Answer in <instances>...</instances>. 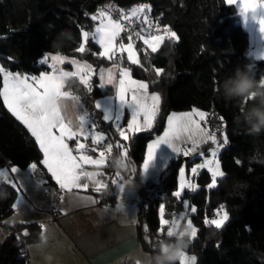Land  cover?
<instances>
[{
	"label": "trees",
	"instance_id": "16d2710c",
	"mask_svg": "<svg viewBox=\"0 0 264 264\" xmlns=\"http://www.w3.org/2000/svg\"><path fill=\"white\" fill-rule=\"evenodd\" d=\"M107 2L122 7L148 4L150 15L179 37L178 41L166 38L158 51L152 53L133 33L140 65H132L125 56L120 58V64L129 67L134 76L149 83L160 79L155 87L150 86L162 97L153 129L132 134L125 142L136 169L133 184L141 195L136 227L142 248L153 253L159 239H172L157 235L159 204L164 203L167 211L174 206L177 210L182 198H187L196 208L190 217L198 234L189 249L197 257L196 264H264V133L251 135L246 125L236 119L240 113L238 104L226 101L220 90L216 91L217 84L231 76L238 67L252 69L250 74L257 87L264 78V60L248 53V32L240 23L235 6L223 4L222 0H0V65L13 72L39 74L48 68L38 64L46 52L79 56L94 66L109 65L116 58L100 57L99 47L91 40L85 53L75 51L82 41L81 28L94 31L97 21H92L91 16ZM63 29H69L74 39L59 48L54 47L53 41ZM122 38L126 40L125 35ZM123 39L120 38V42ZM157 68L164 69L159 77L155 73ZM2 81L0 73V88ZM97 82V76L93 75L90 82L92 92L76 77L67 78L64 85L65 89L83 99L99 128L111 134L112 143H121L112 124L101 118L94 105L96 97L112 92L113 88L101 89ZM193 106L208 111L210 126L213 118L217 119L229 138L228 145L218 152L221 171L225 175L217 177L216 187L209 189L211 173L202 169L196 177L197 188L185 189L178 199L172 196V192L177 186L182 159L179 157L169 162L158 183H151L154 188L147 191L136 181L147 142L163 130L166 117L172 110ZM221 116L223 121L219 119ZM41 159L42 153L35 138L11 114L0 97V168L7 163L23 168ZM37 175H42L46 185L55 190L53 180L42 165L38 164ZM0 191L8 193L7 198H0V223H3L13 213L17 192L7 182L0 183ZM220 205H224L229 213V220L221 229L206 226L204 219H215ZM142 223L148 226L147 232L142 229ZM39 225L37 221L29 224L14 221L9 225V233L0 242V264H29L27 245L38 240ZM25 228L29 232L26 237L20 235ZM125 264H131V260Z\"/></svg>",
	"mask_w": 264,
	"mask_h": 264
},
{
	"label": "snow or ice",
	"instance_id": "6c2138e0",
	"mask_svg": "<svg viewBox=\"0 0 264 264\" xmlns=\"http://www.w3.org/2000/svg\"><path fill=\"white\" fill-rule=\"evenodd\" d=\"M223 4L228 6H235L238 8L239 13L247 18L249 12L255 14L259 11L261 16L259 18L260 31L264 32V0H222ZM110 7V6H106ZM151 8L148 4L139 3L135 7H131L130 10L125 13L123 9H120V15L118 18H113L108 11L99 10L98 14L91 16L92 21L99 20V24L95 27L94 31L90 32L81 28L82 42L75 48L76 52L85 53L86 45L90 40L99 46V56L112 60L117 57V53H127V60L132 65H140L137 52L134 50V43L132 34H127L126 39L129 43L125 44L120 42L117 45L118 38H122V33H126L127 29L122 21H128L129 25L132 24L133 18L136 22L145 24L147 29L141 28L140 31L135 32L137 39L142 40L144 45L151 49L152 53H156L159 47L165 42L167 38L169 41L179 40L177 33L172 31L170 27L164 26L163 34L152 35L151 27L152 21L149 19L148 13ZM141 14L143 19L141 20ZM87 15V13H85ZM157 30L159 31L160 25L157 20ZM147 33L142 35V33ZM72 39H74L72 37ZM87 51H91L90 48ZM258 59L264 60V53H262ZM49 60L51 63H49ZM68 58L61 55L59 52L56 54L44 53L43 57L38 60V64L41 66H47L51 71H40L38 75H21L20 73H12L6 71L5 68L0 67V73H3V89L0 90V96L3 97V102L7 106V109L11 114L31 133V136L35 138V142L39 146V151L42 153V159L37 162H32L28 166V172L25 175H21V169L18 166H12L10 168L12 177H9V169H0V183L7 182L11 184V187L18 193L16 201L12 207L16 209L19 205L26 203L25 196L27 195V189L29 186L33 188H40L47 184V181L42 178V175H37L38 164L42 165L47 170L51 178L59 186L61 190L72 192L73 189L87 190L89 182L93 184L95 192H101L102 189H106L108 185L100 180H97L98 175L102 173L85 171V165H92L96 167L109 166L107 156L113 153L114 147L117 149H123L122 154L126 159L129 157L128 149L120 143L113 145L110 141V133H104L103 131H96L99 127L93 120L91 123L86 119L87 112L81 107V98L76 95H72L70 92L65 91V85L63 83L64 78L67 77H79L80 83L85 85L89 92L93 91L91 84L89 83L92 73V67L88 63L81 64L76 59L68 61L74 66V72H66L61 70L58 74L56 72V66L58 64H64ZM119 68V65H115ZM252 69L250 68L249 71ZM164 72V69H155L156 76H160ZM119 81L116 85V97L119 100L121 107L127 105L131 109V119L127 121L126 129L121 125V116L118 115L115 118V128L119 132V136L124 140L130 139L129 134H139L149 132L153 129L154 122L157 120V114L160 111L162 97L157 92L149 93L150 84L145 80L133 79L132 73L129 68H119ZM226 79V78H225ZM100 80L103 82L99 86L104 87V84L112 85L115 81V77L112 70L107 72V78L103 72L101 73ZM215 82V81H214ZM217 84L216 91H219V85ZM158 81L153 82L151 85L155 87ZM260 87H264V78L259 81ZM130 94V99H129ZM50 95H56L66 101L65 112L60 114L58 119H50L46 111V100ZM68 101H71L69 105ZM252 103V99H246L245 105ZM98 108L99 105L97 104ZM55 111V110H54ZM241 111V109H240ZM209 113L199 110L193 107L191 111L182 113H171L167 116V127L162 135H158L150 143L147 144L146 155L140 166V176L143 177L151 166L155 153L161 144L168 145L172 152L175 154V160L179 156L191 157L193 160L206 155L204 151L200 150L202 143L211 141L213 145H216L215 149L211 150V159H206L203 163L196 164L191 168L193 176L199 174L200 169H207L211 173V183L207 186L209 189L216 187L217 177H223L224 172L220 170L219 161L216 159L217 151L219 148L228 145L229 138L227 135L223 138V144L217 141L215 133H209L205 128L201 127V122H206V118ZM198 117V119H196ZM111 118L107 115L104 116V121H109ZM221 121L224 117L219 118ZM92 129L89 131L88 128ZM77 137H82L87 141L91 139V144L99 146L88 148L85 143H82ZM108 142L105 146V141ZM75 140V147H70L68 141ZM191 142L190 148H182V143ZM88 151L99 153L98 158L93 159L92 156L87 155ZM76 153L74 155L73 153ZM240 163V161H237ZM186 164V162H185ZM133 173L136 169L133 168ZM179 186L178 190L172 192V196L180 198L182 192L186 188H195V185L185 180V165H182L179 170ZM116 177L120 180L123 178L119 173H116ZM84 180V183L81 181ZM111 183L116 185L120 194H124L125 183L118 182L117 179H112ZM130 190V189H128ZM45 192L48 190L45 188ZM63 200V196L60 197ZM82 200L89 201L91 203H97L92 197H80ZM184 207H188V202L183 201ZM124 209V205L117 204L116 210L121 211ZM224 205H220V211L218 219L208 218L204 219V224L214 225L216 229H221L225 222L229 220V213L223 211ZM191 212L195 213V206L191 207ZM172 217L171 224L179 223L185 213H169ZM21 223L29 224L31 221L22 220ZM169 219L165 218V205H159V228L157 235L165 238L172 237V231L169 227ZM187 225L191 229V238H196L198 234V228L193 226L191 219L187 220ZM167 226V228H166ZM41 232H45V225L41 223L39 225ZM145 231H148V226H145ZM28 236L29 232L27 228L20 234ZM19 239V235L17 237ZM145 239H148L147 237ZM151 243V241H149ZM219 245H217L218 247ZM187 247V245H185ZM197 257L194 255L190 258L186 255H182L180 264H196Z\"/></svg>",
	"mask_w": 264,
	"mask_h": 264
},
{
	"label": "crops",
	"instance_id": "0c3cea01",
	"mask_svg": "<svg viewBox=\"0 0 264 264\" xmlns=\"http://www.w3.org/2000/svg\"><path fill=\"white\" fill-rule=\"evenodd\" d=\"M236 9L239 12L238 8ZM94 14L95 13H93L92 15ZM240 15L241 14H239V16ZM98 24H99V20H97L95 27ZM119 39L120 38H118L117 40V45H119L120 43ZM123 43L127 44L129 43V41H125ZM249 48H248V53H249ZM134 50L137 52L135 46H134ZM99 51H101V49H99ZM46 53L56 54L57 52H46ZM60 54L66 56L68 60L64 64H58L56 66L57 74L61 70L66 72H74L75 71L74 66L71 65L68 61L72 59H76L81 64L88 63L91 65L92 67L91 78L93 75H96L98 80L97 84L99 86L101 83H103L100 80L101 73L103 72L106 79L108 70L109 69L112 70V73L115 77L114 83L112 85H108L105 83L104 87H100V86L99 87L101 89H104L107 86H111L113 88V91L96 97L94 99V105L95 107L97 104L99 105V107L98 108L96 107V109L100 111V115L103 120L105 115L111 118L109 121L106 122L111 123L115 130H116L114 125L115 118L116 116L120 115L121 116L120 123L126 129L127 121L131 119V109L128 108L127 105L121 107V104L116 97V85L120 78L119 68H129V67L120 64L121 61L120 59H116L114 62L110 63L109 65L94 66L92 62H90L85 58L79 56L67 55L63 53ZM137 55L139 58L138 52ZM122 56H125L127 58V53L126 52L123 53ZM49 63H51L50 60ZM115 65H119V68L115 67ZM0 67L2 66L0 65ZM42 71L50 72L51 69L47 68ZM10 72L19 73L13 71ZM20 74L29 75L24 73H20ZM132 77L133 79L145 80L146 82L149 83V81H147L146 79L136 77L133 74ZM67 78L63 80V83H65V80ZM76 78L80 81L79 77ZM91 78L89 83L91 82ZM2 89H3V81L0 90ZM64 90L70 92L72 95L79 96L78 94L70 90H67L65 88ZM153 91L159 93L158 90L150 87L149 93L151 94V92ZM0 97L3 101V97L2 96ZM129 99H130V94H129ZM68 103L69 105H71L72 102L68 101ZM81 107L87 112L86 119L88 120L89 123H91L94 120L93 115L82 98H81ZM88 130L92 131L90 126ZM96 131H103L104 133L107 134L105 130L99 127L96 129ZM116 132L119 135V132L117 130ZM159 134H161V132L156 135ZM76 139H79L82 143H85L88 148L97 147L96 145L91 144L90 138L87 141L83 140L82 137H77ZM120 139L122 140L120 144H123L125 146L126 141H124L121 137ZM151 140L152 138L147 142V144ZM68 143L70 147H75V140L68 141ZM122 150L123 149H120V152ZM146 151H147V145H146L144 157L146 155ZM73 154L76 155L75 152ZM86 154L92 156L93 159L98 158L99 155L98 151L97 152L88 151ZM128 160L132 162L130 156L128 157ZM163 161L164 159L162 160L155 159L153 160L149 168L156 169L157 171L162 170L164 163ZM29 165L30 163L23 168L19 167L22 170L21 175L27 174ZM12 166H16V165L7 163L4 166H2L0 169L8 168L9 177H12L14 175L11 174L10 172V168ZM109 168L110 166H100V167H96L92 165L84 166L85 171H92L102 174L107 172ZM116 173L117 172L114 171L115 179H117L118 182L125 183L127 180L130 179L127 177V175L121 173L120 176L123 179L120 180L119 177H116ZM139 175H140V170H139ZM139 175L138 178L140 177ZM96 179L105 183L102 180V175H98ZM53 182L55 184V190H53L46 184L40 188H33L32 186H29V188L27 189V195L25 196L26 203L23 205H19L16 209L13 210V213L11 215H9L4 219L2 223L3 230L0 231V242L9 233L10 231L9 225H11L14 221L28 220V221H37L40 224L43 223L45 225V229H46L45 233L49 236V242H48V247L44 251L47 253H51L52 256L54 257L51 264H117L118 261L122 262V264H125L127 261L131 260L132 254H135L137 252H147L142 248L140 239L137 235V227H136L137 210H138V203L141 200V195L135 187L134 189L137 190L139 195L135 191H133V189L126 183H125L126 191L124 194H120L119 189L116 187V185H114V195L111 198H109L107 201H101L100 199H98L97 196L99 192L94 191L93 184L90 182L87 190L73 189L72 192L61 190L54 180ZM84 182H85L84 180L81 181V183ZM45 188L48 190L47 192L44 191ZM148 189L149 187H147V190ZM101 191H103V189ZM17 195L18 193H16V198ZM61 196H63V200L60 199ZM80 197H92L93 200H96L98 202L91 203L89 201L80 199ZM16 198L14 202L16 201ZM117 204L124 205V209L121 211H117L116 210ZM36 242H31L27 245V256L29 259V264H47V262L43 259V255L41 253L37 252L35 248L30 249L28 247L29 245H33Z\"/></svg>",
	"mask_w": 264,
	"mask_h": 264
},
{
	"label": "clouds",
	"instance_id": "9594fccd",
	"mask_svg": "<svg viewBox=\"0 0 264 264\" xmlns=\"http://www.w3.org/2000/svg\"><path fill=\"white\" fill-rule=\"evenodd\" d=\"M72 39V33L69 29H63L58 34L53 46L59 48L65 42ZM65 79V78H64ZM219 90L226 101H232L238 104L241 111L236 117L238 121H242L247 131L253 135L264 133V87H257L253 76L249 70L236 68L234 73L224 79ZM246 99H252V103L245 105ZM66 101L56 95H50L46 100V111L50 119H58L60 114L65 112ZM55 110V111H54ZM109 166L117 173H128L133 170L129 160L122 154H110L108 157ZM131 188L135 185L131 179L125 182ZM8 193L0 191V198H7ZM172 239H159L154 245L153 253L137 252L131 255V264H176V261L182 257L183 245L186 239H191V229L187 224L181 223L171 224ZM49 236L45 232L39 233L37 242L28 247L43 255V259L47 264H51L54 257L51 253L44 250L48 247ZM117 264H122L118 261Z\"/></svg>",
	"mask_w": 264,
	"mask_h": 264
},
{
	"label": "rangeland",
	"instance_id": "374dc122",
	"mask_svg": "<svg viewBox=\"0 0 264 264\" xmlns=\"http://www.w3.org/2000/svg\"><path fill=\"white\" fill-rule=\"evenodd\" d=\"M237 10V9H236ZM238 15L240 14L238 11H237ZM256 18L254 19L253 18V13L252 12H249L247 14V18H245L244 16L240 15L239 16V21L240 23L242 24V26L244 27V29L248 32V36H249V43H250V48H249V53L255 57H259L262 53H264V32H261L260 31V24H259V18L261 16V13L258 11L256 14H255ZM164 28V27H163ZM174 31V30H173ZM160 34H163V33H160ZM125 41H128L127 39H123L122 42H125ZM133 42V41H132ZM144 44V43H143ZM135 46V44H134ZM195 108H198L199 110H202V111H205V112H208L206 111L205 109L203 108H200V107H197V106H193ZM188 108V109H184V110H172L171 113L175 112L177 114L179 113H182V112H187V111H191L192 108ZM169 113V114H171ZM209 113V112H208ZM168 114V115H169ZM167 115V116H168ZM198 119V117L196 118ZM166 120H167V117H166ZM222 126V125H221ZM167 127V123H165V126H164V130L166 129ZM201 127L202 128H205L207 132L209 133H215L216 137H217V141L220 143V144H223V138L225 136V132L223 130V127L221 128L219 123H218V120L217 119H214L213 118V121H212V126H210V115H208V117L206 118V122H201ZM164 130L161 131V134L159 135H162ZM221 130V131H220ZM158 136V135H156ZM155 136V137H156ZM152 138L153 139H155ZM151 140V141H152ZM150 141V142H151ZM149 142V143H150ZM182 148H190L192 145H191V142H187V143H182L180 145ZM216 148V145H213L211 141H207V143H202L200 145V149L201 151H204L206 153L205 156L203 157H200V158H197L195 160H193L191 157H183L182 155L179 156L181 157V162L179 164V167H178V170L179 168L182 166V165H185V180L188 181L189 183L195 185V188L192 189V188H186V189H189V190H195L198 186L197 184V180H196V177L197 175L193 176L192 173H191V168L194 167L196 164H200V163H203L204 160L206 159H211V150L212 149H215ZM221 148H219L220 150ZM219 150L217 151V157L216 159L219 161L218 159V152ZM157 157V158H156ZM178 157V158H179ZM157 159V160H162L164 159V163H163V167H162V170L169 164V162L172 160V159H175V154L172 152L171 148L166 145V144H161L156 153H155V157H154V160ZM191 159V160H189ZM130 162V161H129ZM160 162V161H159ZM186 162V164H185ZM131 163V162H130ZM132 167L134 168L133 164L131 163ZM219 165H220V162H219ZM206 169V168H205ZM162 170H159L157 171L156 169H152V168H149L147 170V172L144 174L143 177H139V180L145 185V188H147L149 186V189L147 191H151L154 186H150L151 183H155L157 184L158 181H159V178H160V175H161V172ZM202 169L199 170V172L201 171ZM220 170H221V167H220ZM133 176H134V173L132 172V174L130 175H127L128 178H130L132 181H133ZM211 183V181L209 182V184ZM154 184V185H155ZM208 184V185H209ZM114 186V185H113ZM178 186H179V173L177 175V186L175 188L174 191L178 190ZM133 191H135L138 195L139 193L137 192V190H135L134 188H132ZM185 190V189H184ZM183 190V191H184ZM183 193V192H182ZM181 198V197H180ZM179 198V199H180ZM187 201L188 202V207L185 208L184 207V204H183V201ZM160 204H164V203H160ZM159 204V205H160ZM193 205L189 203L188 199L187 198H182V201H181V206L175 210L174 213H181V212H184L185 215H184V218L180 221L181 225H184V224H187V220L188 219H191L190 215H191V207ZM167 210L165 209V212ZM217 211V217L215 219H218L219 218V215L222 214V212L219 210H216ZM223 211H226L225 208L223 209ZM158 216H159V206H158ZM165 218L166 219H169V226L171 225V220H172V217L169 216V215H165ZM145 224L142 223V229L145 231ZM160 226V225H159ZM194 226V225H193ZM3 224L0 223V231L3 230ZM195 227V226H194ZM159 228V227H158ZM167 228V226H166ZM158 230V229H157ZM161 238H163L162 236H159ZM192 241L194 240V238H191ZM147 253V252H145ZM183 253L184 255L188 256L189 258L191 256H195V254L192 252V251H186V250H183ZM196 257V256H195ZM181 258L180 257L178 259V263L177 264H180V261H181Z\"/></svg>",
	"mask_w": 264,
	"mask_h": 264
},
{
	"label": "built area",
	"instance_id": "2783aa9c",
	"mask_svg": "<svg viewBox=\"0 0 264 264\" xmlns=\"http://www.w3.org/2000/svg\"><path fill=\"white\" fill-rule=\"evenodd\" d=\"M139 4V3H138ZM137 4H133V5H130V6H126V7H122V6H119L113 2H107L103 5H101L95 12V14H98V11L103 9V10H106L109 12V14L113 17V18H118L119 15H120V9H123L125 13H127L131 7H135ZM106 6H110V7H106ZM148 16H149V19L153 22L152 23V27L150 29L151 31V34L152 35H157V34H160L163 32V25H161V23L159 22L158 19L156 18H153L151 15H150V12L148 13ZM143 19V14H141V20ZM159 22V25H160V29L159 31L157 30V27H156V22ZM122 23L125 24V27L127 29V32L126 33H122L121 35H127V34H133L135 33L136 31H140L141 28H145L147 29L148 26L145 25V24H141V23H138L136 22L135 18H133V22L131 25H129V22L128 21H122ZM147 33H142V35H146ZM122 57V54L120 53H117V57L116 59H120ZM111 143H112V140L110 139ZM108 142V139H106V141L104 142L105 143V146ZM114 145V144H113ZM97 148H99V146H97ZM119 154L120 153V149H117L114 147L113 149V153L112 154ZM109 157V155L107 156ZM132 163V162H131ZM130 163V164H131ZM114 169L113 168H109V170L107 172H105L103 175H102V180L108 185V187L106 189H103V191L99 192L97 194L98 196V199H100L101 201H107L109 198H111L113 195H114V186L113 184L111 183L112 179H115V176H114ZM125 174V173H123ZM132 174V171H129L128 173H126L125 175H130ZM137 181V184L139 185H143L145 186L140 180L139 178L136 179ZM151 186V185H150ZM149 187V186H148Z\"/></svg>",
	"mask_w": 264,
	"mask_h": 264
},
{
	"label": "water",
	"instance_id": "95a60500",
	"mask_svg": "<svg viewBox=\"0 0 264 264\" xmlns=\"http://www.w3.org/2000/svg\"><path fill=\"white\" fill-rule=\"evenodd\" d=\"M155 81H158V83L160 82V79H156V80H153V81H151L150 82V86L153 84V82H155ZM201 150V149H200ZM175 212V206L173 207V209L172 210H169V211H166L165 212V215H168L169 213H174ZM185 245H187V247H185ZM191 245H192V239H186L185 240V243H184V245H183V250H186V251H188L190 248H191Z\"/></svg>",
	"mask_w": 264,
	"mask_h": 264
}]
</instances>
